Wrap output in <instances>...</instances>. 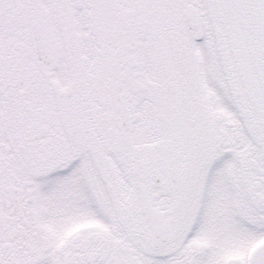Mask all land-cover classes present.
Returning <instances> with one entry per match:
<instances>
[{
  "label": "snow or ice",
  "instance_id": "snow-or-ice-1",
  "mask_svg": "<svg viewBox=\"0 0 264 264\" xmlns=\"http://www.w3.org/2000/svg\"><path fill=\"white\" fill-rule=\"evenodd\" d=\"M0 264H264V0H0Z\"/></svg>",
  "mask_w": 264,
  "mask_h": 264
}]
</instances>
